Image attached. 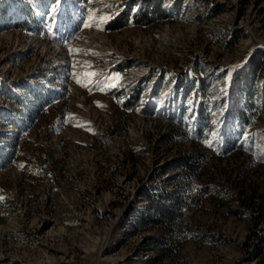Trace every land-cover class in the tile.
Here are the masks:
<instances>
[{
  "label": "rangeland",
  "instance_id": "obj_1",
  "mask_svg": "<svg viewBox=\"0 0 264 264\" xmlns=\"http://www.w3.org/2000/svg\"><path fill=\"white\" fill-rule=\"evenodd\" d=\"M196 156L179 240L144 194ZM263 239L264 0H0V264H264Z\"/></svg>",
  "mask_w": 264,
  "mask_h": 264
},
{
  "label": "trees",
  "instance_id": "obj_2",
  "mask_svg": "<svg viewBox=\"0 0 264 264\" xmlns=\"http://www.w3.org/2000/svg\"><path fill=\"white\" fill-rule=\"evenodd\" d=\"M141 15L142 17L148 19L147 17L153 15V13L148 11L142 13ZM160 17L164 18L166 16L161 14ZM251 108L252 105L246 104L244 112L242 110L237 111V128H241L245 123H247L249 114L245 111L250 110V112H252ZM232 141V138L226 136V138H224V148H227L229 144H232ZM199 162H201L199 156H196L195 158L187 157L179 162V166L182 169L181 174L188 180L187 184H185L186 187L183 188V192L180 195L168 197V195L164 193L144 194V196L151 200V204L153 202L154 210L158 219L166 224L169 231H171V233L179 240L182 239L183 235L186 233L190 222L191 212H193L200 200V193L193 192L192 186V179L200 167ZM163 198L172 199L174 202L172 204H166L162 201ZM263 254L264 241H261L258 244L257 256H262Z\"/></svg>",
  "mask_w": 264,
  "mask_h": 264
},
{
  "label": "snow or ice",
  "instance_id": "obj_3",
  "mask_svg": "<svg viewBox=\"0 0 264 264\" xmlns=\"http://www.w3.org/2000/svg\"><path fill=\"white\" fill-rule=\"evenodd\" d=\"M114 5H109V8H111V7H113ZM112 17L111 16H108V17H99L98 19H99V23L100 24H103V23H105V22H107V20H109V19H111ZM93 20H96L97 18L96 17H93L92 18ZM86 26H91V25H86ZM87 75H94V73H92V74H87Z\"/></svg>",
  "mask_w": 264,
  "mask_h": 264
}]
</instances>
